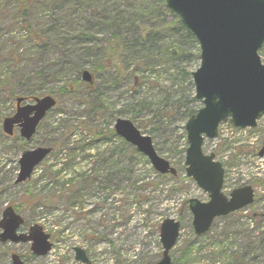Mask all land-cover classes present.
<instances>
[{
  "label": "rangeland",
  "instance_id": "rangeland-1",
  "mask_svg": "<svg viewBox=\"0 0 264 264\" xmlns=\"http://www.w3.org/2000/svg\"><path fill=\"white\" fill-rule=\"evenodd\" d=\"M162 2L163 0H91V4L98 11L106 7L111 8L114 4L122 10L130 7L133 11L146 9L147 12L151 9L147 8L153 4L161 8ZM16 3V0H0V79L12 77L15 79V85L26 82L20 89L31 90L33 97L51 95L57 100L56 108L43 120L33 140L24 142V149L45 146L54 139L57 147H60L68 140L73 128V131L78 132L76 133L80 140L89 142L87 140L93 137L95 129L99 130V133L105 124L111 123L115 112L125 110L126 105L134 102L130 97L131 92L128 87L116 91L109 90L107 97L111 106H108L104 114L95 117L86 106L85 102L89 103L90 100H85L81 94L82 86L71 84L76 79V73L67 74L59 81L46 85L34 79L31 75L35 74L43 63L56 61L60 52V49L49 46L44 55H35V51L31 50L33 42L30 41V30L34 27L37 16L47 15L52 4L41 0L40 6L31 10L32 21L21 24V14L16 8ZM47 19L49 20V17L43 18L45 21ZM170 19L169 17L168 21ZM260 56L264 63V47ZM17 57H20L19 62L17 60L19 66L13 61ZM194 68H197V64ZM21 76L25 77L23 83L18 82ZM66 81H70L69 88L73 92L71 94L60 92ZM162 81L163 84L159 86L162 91L151 90L149 84L141 91L142 97L147 96L151 98L150 101L157 103L156 108L161 101L158 100L160 94L168 98L174 93L165 82L166 79ZM151 82L152 80H149V83ZM15 98L16 96L11 97L9 90L0 88V130L3 120L16 111ZM155 98L157 99L154 100ZM147 116L148 113H143V124H146ZM81 124L83 127L93 125L94 128L90 127L84 131V128H79ZM136 126L144 132L142 126ZM183 126L184 124L177 120L164 123L161 136L154 141L160 156L180 171L179 178H162L148 160L139 159L136 161L133 175L135 181L120 183L117 177L110 185L103 183L102 179H97L96 172L90 171L97 165L99 154L108 150L106 145L73 152L74 167H68L69 170L58 177L54 175L56 167H51L55 164L58 153H52L36 168L30 181L16 185L14 180L18 175V160L22 153L17 145H21L22 141L17 144L7 141L5 146L10 150L0 155V218L5 208L19 207V214L26 221L25 228L28 229L32 225L42 226L53 243L52 251L45 257H32L27 245L15 246L14 250L26 257L27 264H83L75 259V247L84 249L92 264H154L161 259L163 252L160 243L161 224L166 219H175L181 223V231L171 252L174 262L226 264L228 257L238 253L243 255V259L240 263L232 264H264L263 256L253 260L254 253L250 252L248 255L246 251L247 247L252 248L254 245L251 234L264 239V221L255 222L251 219L253 213H264V157L258 155L264 142V119L254 129L240 130L229 123L222 124L218 137L205 142L204 152L214 153L225 168V194H230L236 188L251 185L255 189L256 204L237 215L217 219L210 232L201 237L194 233L193 216L187 202L190 199L206 202L208 196L192 179L186 177L183 154L186 133ZM54 129L58 130L54 133ZM104 131L107 133V128ZM70 147H73L72 144ZM69 152L64 151L63 158L66 159ZM61 158L60 156L59 159ZM67 162L71 161L63 160L62 164ZM60 168L62 167H57ZM97 168L99 170L102 167H94ZM89 178L90 181L97 182L98 187L94 183L92 188L87 189L85 180ZM66 180L71 182L62 186L61 182ZM43 188L45 191L41 193ZM76 190H80L83 197L72 201L79 204L71 206L73 203H69V198ZM28 191L42 201L33 200L28 206H22L24 195ZM8 249L0 244V264H12ZM188 250L190 257L182 260ZM225 250L226 255L223 254Z\"/></svg>",
  "mask_w": 264,
  "mask_h": 264
},
{
  "label": "trees",
  "instance_id": "trees-1",
  "mask_svg": "<svg viewBox=\"0 0 264 264\" xmlns=\"http://www.w3.org/2000/svg\"><path fill=\"white\" fill-rule=\"evenodd\" d=\"M16 2V8L21 14L19 22L21 24L31 22V10L33 11V8L41 4V0H16ZM44 2L51 3L52 8L47 15H43L44 17L37 16L34 27L30 28V36L32 33L30 41L33 42L31 50L35 51V55H44L49 46V48L60 49V52L56 61L43 63L44 65L31 76L43 83L42 85H46L59 81L67 74L76 73V79L71 84L75 83L76 87L82 86L81 94L85 100H90L89 103L85 102L86 106L95 117L104 114L108 106H111L107 97L109 90L116 91L128 87L131 92L130 97L134 101L126 105L125 110L115 112L111 123L105 124L101 129L103 131L100 130L97 133L99 130L95 129L93 137L87 140L89 141L87 143L85 140H80L81 138L77 136L78 132L73 131L75 128L70 132L68 140L60 147H57L55 139L49 141L47 145L53 147L54 153H58L55 164L51 166L56 167L55 177L69 170L68 167H74L73 152L106 145L108 150L99 154L98 163L93 166L102 167L97 171L101 174L99 176L106 177L108 172L106 182L109 185L114 183L117 177L120 183L135 181L133 175L137 166L136 161L139 159L145 161V159L135 148L116 137L112 125L116 119L128 116L134 123L142 126L146 134L157 140L164 130V123L177 120L183 125L198 111L200 104L194 97L191 78L194 65L199 64V45L195 37L181 20L167 9L166 0L160 4L161 8L156 4L150 5L147 9H151L147 12L146 9L133 11L130 7L122 10L114 4L111 8L106 7L98 11L91 4V0H44ZM63 13L65 15H62ZM45 17H49V20H43ZM169 17L171 19L168 21ZM20 57L13 60L17 63L16 65L19 64ZM85 69H89L95 77V84L92 87L81 80V73ZM163 79H166L165 82L174 93L168 98L160 94L158 100L161 101L156 108L157 103L150 101L151 98L147 96L142 97L141 91L147 84L150 85L151 90L162 91L159 86L163 84ZM0 80V88L9 90L11 97L33 96L31 90L20 89L27 84L26 82L15 85V79L12 77H2ZM24 80L25 77L21 76L18 82L23 83ZM149 80L152 82L149 83ZM69 85L70 81H66L60 88L61 94L73 93ZM140 97L141 99L138 100ZM143 113H148L146 124H143ZM90 127L94 128L93 125ZM90 127H83L81 124L79 128L82 130L84 128L85 131ZM106 128L107 133L104 131ZM57 130L54 129V133ZM12 140L15 139L10 140L0 130V155L10 150L5 144ZM17 147L19 150L24 149L22 144ZM64 151H70L66 159L63 158ZM184 152L185 149L183 154ZM60 156L61 159H59ZM63 160L71 162L62 164ZM57 167L62 168L57 169ZM69 182L71 180L62 181L61 185L66 186ZM44 191L45 188L41 190V193ZM79 196L80 192L74 191L69 198V203L78 200ZM33 200L39 199L30 191L26 192L22 206H28ZM251 219L261 220L260 218ZM251 238L254 245L252 248L247 247L248 255L253 252V260L259 256L264 257V239L253 234ZM226 253L227 250L223 251L224 255ZM242 259L243 255L234 253L228 257L226 264L240 263Z\"/></svg>",
  "mask_w": 264,
  "mask_h": 264
},
{
  "label": "water",
  "instance_id": "water-1",
  "mask_svg": "<svg viewBox=\"0 0 264 264\" xmlns=\"http://www.w3.org/2000/svg\"><path fill=\"white\" fill-rule=\"evenodd\" d=\"M167 8L177 15L200 45V66L192 72L195 98L203 106L186 123L188 148L185 157L187 176L210 195V202L189 201L194 215L196 235L208 232L216 217L227 216L254 203V191L247 186L234 190L230 198L222 193L224 168L215 161V154H205L206 139L218 135L221 123L230 122L238 128L256 127L264 116V65L258 51L264 44V0H166ZM82 80L93 85V75L85 70ZM17 112L3 122V131L12 136L15 126L20 135L31 140L40 122L57 102L52 96L33 98L23 106L25 98H17ZM116 134L136 147L162 175H177L170 163L156 152L152 138L142 135L127 119H118ZM52 149L39 147L23 152L16 184L31 178L34 169ZM264 155V148L260 156ZM24 223L12 207L3 213L0 228L2 242H32V251L45 256L52 248L50 236L42 227H30L28 234L17 235ZM180 223L167 219L160 229L163 257L156 264H171L170 251L179 237ZM76 260L91 264L84 250L75 248ZM14 264H25L17 254Z\"/></svg>",
  "mask_w": 264,
  "mask_h": 264
},
{
  "label": "flooded vegetation",
  "instance_id": "flooded-vegetation-1",
  "mask_svg": "<svg viewBox=\"0 0 264 264\" xmlns=\"http://www.w3.org/2000/svg\"><path fill=\"white\" fill-rule=\"evenodd\" d=\"M16 112V111H15ZM15 114V113H14ZM18 131H19V129L16 127L15 128V131H14V136L13 137H11V139H14V138H16V140H14L12 143H14V142H16V141H18V140H20V138H19V136H18ZM4 211V210H3ZM1 212V218H0V220L3 218V213L4 212ZM26 226H23L20 230H19V232L20 233H27L28 232V230L29 229H26L25 228ZM2 232V230L0 229V233ZM0 244L2 245V247H7V248H9L8 250V255L10 256V259H11V262H12V264H13V260H12V255H13V253L14 252H16L15 250H14V247L15 246H19V245H27L29 248H31V245L29 244V243H27V244H22V243H19V244H15V243H13V242H11V241H6V242H2L1 241V239H0ZM32 257H37L36 255H34L33 253H31L30 254ZM22 256V258L26 261V257H24L23 255H21ZM27 263V262H26Z\"/></svg>",
  "mask_w": 264,
  "mask_h": 264
}]
</instances>
